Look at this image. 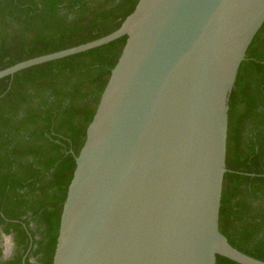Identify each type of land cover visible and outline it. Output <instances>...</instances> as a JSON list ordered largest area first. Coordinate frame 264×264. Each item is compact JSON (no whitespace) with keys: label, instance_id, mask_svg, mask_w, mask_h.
Listing matches in <instances>:
<instances>
[{"label":"water","instance_id":"1","mask_svg":"<svg viewBox=\"0 0 264 264\" xmlns=\"http://www.w3.org/2000/svg\"><path fill=\"white\" fill-rule=\"evenodd\" d=\"M263 24L264 0H139L109 35L0 71L127 37L75 158L52 264H264L219 229L229 99Z\"/></svg>","mask_w":264,"mask_h":264},{"label":"trees","instance_id":"2","mask_svg":"<svg viewBox=\"0 0 264 264\" xmlns=\"http://www.w3.org/2000/svg\"><path fill=\"white\" fill-rule=\"evenodd\" d=\"M139 0H0V71L117 30ZM101 47L0 79V264H52L61 215L89 124L126 44ZM219 229L264 261V24L229 99ZM217 264H238L218 256Z\"/></svg>","mask_w":264,"mask_h":264},{"label":"rangeland","instance_id":"3","mask_svg":"<svg viewBox=\"0 0 264 264\" xmlns=\"http://www.w3.org/2000/svg\"><path fill=\"white\" fill-rule=\"evenodd\" d=\"M3 250L7 257H10L12 255L14 250V245L12 240L10 239L3 240Z\"/></svg>","mask_w":264,"mask_h":264},{"label":"flooded vegetation","instance_id":"4","mask_svg":"<svg viewBox=\"0 0 264 264\" xmlns=\"http://www.w3.org/2000/svg\"><path fill=\"white\" fill-rule=\"evenodd\" d=\"M11 238H12V242H13V237L11 236ZM6 238H4V235H2V238H1V242H0V248H2L3 249V240H5ZM13 245H14V242H13ZM12 256V255H11ZM10 256V257H11ZM10 257H7L6 255H5V253H4V250H3V254H2V256H1V260L2 261H6V260H8ZM31 262L33 263V264H36V260L35 259H31Z\"/></svg>","mask_w":264,"mask_h":264}]
</instances>
